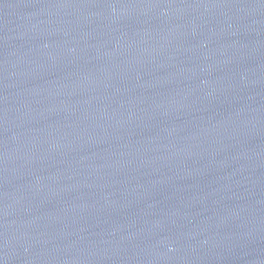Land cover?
<instances>
[{"label":"water","instance_id":"95a60500","mask_svg":"<svg viewBox=\"0 0 264 264\" xmlns=\"http://www.w3.org/2000/svg\"><path fill=\"white\" fill-rule=\"evenodd\" d=\"M0 264H264V0H0Z\"/></svg>","mask_w":264,"mask_h":264}]
</instances>
